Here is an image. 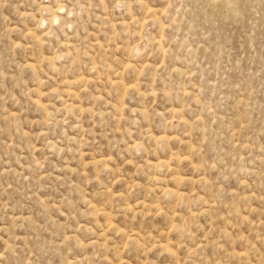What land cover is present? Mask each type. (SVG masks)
Segmentation results:
<instances>
[{"label": "rangeland", "instance_id": "obj_1", "mask_svg": "<svg viewBox=\"0 0 264 264\" xmlns=\"http://www.w3.org/2000/svg\"><path fill=\"white\" fill-rule=\"evenodd\" d=\"M0 264H264V0H0Z\"/></svg>", "mask_w": 264, "mask_h": 264}, {"label": "bare ground", "instance_id": "obj_2", "mask_svg": "<svg viewBox=\"0 0 264 264\" xmlns=\"http://www.w3.org/2000/svg\"><path fill=\"white\" fill-rule=\"evenodd\" d=\"M61 10H62V9H61ZM56 18H57V17H56ZM56 18H55V19H56ZM55 21H57V20H55Z\"/></svg>", "mask_w": 264, "mask_h": 264}]
</instances>
